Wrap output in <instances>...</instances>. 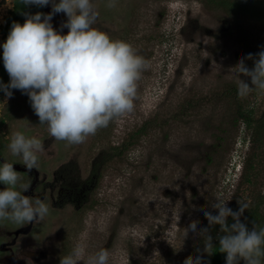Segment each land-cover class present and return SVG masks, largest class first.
Listing matches in <instances>:
<instances>
[{
    "label": "rangeland",
    "instance_id": "1",
    "mask_svg": "<svg viewBox=\"0 0 264 264\" xmlns=\"http://www.w3.org/2000/svg\"><path fill=\"white\" fill-rule=\"evenodd\" d=\"M215 1L115 0L109 8L110 0H91L99 13L93 27L131 44L150 67L137 82L134 111L84 143L51 137L27 94L2 125V164H13L17 190L30 184L23 194L41 199L49 214L23 225L0 221V264H59L78 245L85 259L108 250V264H183L190 255L207 264L205 238L185 232L197 221L218 244L224 233L204 214H218V199L233 211L248 203L241 221L264 228V91L238 96L234 67L244 59L251 69L248 54L264 50V8L262 0ZM12 3L0 0V50ZM66 20L61 12L51 23L66 34ZM8 99L2 95L0 108ZM15 131L43 142L31 171L8 148Z\"/></svg>",
    "mask_w": 264,
    "mask_h": 264
},
{
    "label": "clouds",
    "instance_id": "2",
    "mask_svg": "<svg viewBox=\"0 0 264 264\" xmlns=\"http://www.w3.org/2000/svg\"><path fill=\"white\" fill-rule=\"evenodd\" d=\"M23 5L44 7L51 3L52 11L24 13L23 24L13 22L3 43V63L10 82H0V91L8 98L12 89L28 95L30 104L41 124H47L51 137L81 144L95 135L114 119L134 111L138 81L150 67L149 61L139 55L131 44L114 40L106 32L93 27L99 13L91 0H21ZM107 7H115L110 0ZM64 13L67 20L62 28L66 34L54 29L51 21L56 13ZM258 57V58H257ZM249 69L244 59L235 65L238 78V96L249 95L253 89L264 91V50L255 57ZM250 78V83L241 78ZM8 148L12 155L21 156L24 166L31 171L39 166L38 153L43 142L26 137L22 132L12 133ZM22 178L13 164H0V221L10 220L23 225L43 220L49 214V206L41 199H30L26 193L30 184L19 183ZM226 201L218 199L212 208L213 215L205 211L209 226L219 225L224 235L219 237V251L226 253V264H261L264 259V228L251 230L241 221L249 204L238 201L240 207L233 211ZM228 217L234 221L229 225ZM247 218L245 217V220ZM192 221L185 232L199 233L206 240L204 251L211 254L213 247L209 228L197 229ZM102 230V229H101ZM110 253L101 249L85 259L84 249L76 246L62 258L59 264H108ZM183 264H203L202 257L188 256Z\"/></svg>",
    "mask_w": 264,
    "mask_h": 264
},
{
    "label": "trees",
    "instance_id": "3",
    "mask_svg": "<svg viewBox=\"0 0 264 264\" xmlns=\"http://www.w3.org/2000/svg\"><path fill=\"white\" fill-rule=\"evenodd\" d=\"M215 3L219 4L220 6L226 7L230 2L227 0H216ZM261 8H264V0L261 1ZM36 12H41L46 14V6L44 7H37L35 5L32 6H25L21 3V0H13L12 8L9 11L8 15L5 18V24L2 26V41H1V50H0V82H3V84L7 85L10 82V77L7 73V71L4 68L3 63V43L6 41L8 33L11 29L12 23L19 22L23 24L25 20L24 13H32L35 14ZM13 95L6 101L2 107L0 108V164H2V151L5 145L4 137L2 136V125L6 122V120L11 121L14 117V111L16 108H18L22 104V99L26 97L25 93H22L18 89H12ZM4 93L0 91V102L2 100V95ZM236 106V112L237 114L244 119V121L249 122L251 118L249 117L247 112H245L243 105L238 101ZM211 254L209 256V260L207 264H226V253H221L219 251V243L216 244L212 250Z\"/></svg>",
    "mask_w": 264,
    "mask_h": 264
},
{
    "label": "bare ground",
    "instance_id": "4",
    "mask_svg": "<svg viewBox=\"0 0 264 264\" xmlns=\"http://www.w3.org/2000/svg\"><path fill=\"white\" fill-rule=\"evenodd\" d=\"M56 2V1H55Z\"/></svg>",
    "mask_w": 264,
    "mask_h": 264
}]
</instances>
